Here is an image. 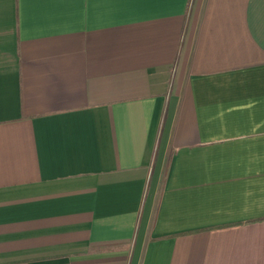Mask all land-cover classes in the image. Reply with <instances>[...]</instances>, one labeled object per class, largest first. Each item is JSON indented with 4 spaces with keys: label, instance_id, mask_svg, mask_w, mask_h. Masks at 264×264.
<instances>
[{
    "label": "crops",
    "instance_id": "0c3cea01",
    "mask_svg": "<svg viewBox=\"0 0 264 264\" xmlns=\"http://www.w3.org/2000/svg\"><path fill=\"white\" fill-rule=\"evenodd\" d=\"M0 264H264V0H0Z\"/></svg>",
    "mask_w": 264,
    "mask_h": 264
}]
</instances>
